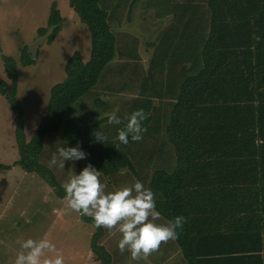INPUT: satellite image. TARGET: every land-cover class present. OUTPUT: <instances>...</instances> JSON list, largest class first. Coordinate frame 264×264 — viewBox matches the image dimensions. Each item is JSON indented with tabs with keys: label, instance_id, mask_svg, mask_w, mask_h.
<instances>
[{
	"label": "trees",
	"instance_id": "trees-1",
	"mask_svg": "<svg viewBox=\"0 0 264 264\" xmlns=\"http://www.w3.org/2000/svg\"><path fill=\"white\" fill-rule=\"evenodd\" d=\"M139 1L68 0L90 33V57L83 62L81 53L74 51L67 59L66 77L51 87L46 113L29 140L17 100L18 65L34 64L37 55L33 59L23 47L19 62L1 56L7 81L0 79V95L16 121L18 159L13 166L36 174L64 200L62 185L69 178L68 166L78 175L86 167L84 159L66 161L64 169L49 167L48 162L59 147L79 146L86 154L85 162L101 172L106 192L140 181L155 193L164 223L177 216L186 218L175 243L187 264H264V173H219L220 185L207 188L201 164L203 153L246 157L253 154L251 149L264 150V0H205L204 6H198L197 0H163L155 19H171L147 43L154 51L145 63L140 39L119 29L124 9H128V19ZM63 21L53 3L47 27L37 29L38 37H46V44L51 45ZM254 34L261 37L259 43ZM112 61L119 91H136L125 102L128 110L120 118L138 109L148 114L142 140H154L155 153L146 161L129 154V145L132 150L137 143L130 137L127 146L117 148V130L123 125H105L107 117H102L81 127L67 118L70 108L92 91ZM102 102L96 100V104ZM97 131L108 140L96 141ZM10 169L0 164V171ZM218 214L228 226L224 235H211L209 228L195 226L199 217ZM80 219L95 229L90 248L96 261L115 264V245L109 247L106 242L108 230L94 227L90 217L80 215ZM195 243L197 247L238 244L241 248L236 254L202 249L195 253Z\"/></svg>",
	"mask_w": 264,
	"mask_h": 264
},
{
	"label": "rangeland",
	"instance_id": "rangeland-1",
	"mask_svg": "<svg viewBox=\"0 0 264 264\" xmlns=\"http://www.w3.org/2000/svg\"><path fill=\"white\" fill-rule=\"evenodd\" d=\"M162 1L140 0L128 19V9L125 8L122 12L119 29L140 39L139 51L144 63L151 58L154 47L149 48L142 44L152 42L158 34L159 26L155 14L163 9L158 8L161 7ZM197 2L198 6L205 5V0ZM53 3L64 21L54 42L48 45L46 37H38L37 29L47 27ZM23 47L27 48L31 57L37 55L34 64L27 67L18 65L17 100L24 114L25 137L29 140L46 113L51 87L63 82L66 77L64 64L67 59L74 51H79L83 62L89 60L90 33L79 22L68 0H0V79L7 81L1 56H10L19 62L20 50ZM114 61L107 66L108 70L102 73L92 91L70 108L67 118L84 127L106 117L104 113L115 108L119 109V117L126 115L128 109L125 102L131 99L136 91H119ZM107 90L114 93H107ZM97 99L104 102L96 104ZM15 122L10 105L5 97L0 95V164L11 166L8 171H0V264H14L16 255L21 250L20 242L42 238H47L56 245L58 252L64 256L65 264H96L90 248L95 229L81 221L80 214H66V201L58 199L36 174L13 166L18 159ZM153 142L154 140H142L137 142L132 150L129 145L128 152L130 155L144 157L143 161H146L149 155L155 153ZM85 161L86 158L82 165L87 166ZM120 238V234L116 232L109 234V240L106 242L115 245V264H129L130 253L126 251L127 255H124L118 249ZM170 256V253L158 251L149 257V261L150 264H156L161 258ZM132 264L137 262L133 261ZM139 264L145 262L140 261Z\"/></svg>",
	"mask_w": 264,
	"mask_h": 264
},
{
	"label": "clouds",
	"instance_id": "clouds-1",
	"mask_svg": "<svg viewBox=\"0 0 264 264\" xmlns=\"http://www.w3.org/2000/svg\"><path fill=\"white\" fill-rule=\"evenodd\" d=\"M259 43L261 37L253 35ZM115 108L104 113L108 125H123L117 130L116 139L120 145L127 146L129 137L132 142H139L147 131L142 126L148 117L143 109L133 111L121 119ZM98 142L104 143L108 137L101 131L94 133ZM86 154L77 147H59L52 154L49 167L64 169L66 161H79ZM71 170V169H70ZM101 172L88 164L77 175L74 170L69 172V178L63 183L66 201L65 213L75 212L90 217L96 228H104L110 234L118 232L121 238L118 249L121 254L130 253L129 264L133 261L139 264L144 261L150 264L149 257L160 250L162 244L175 241L179 237L178 229L182 230L187 222L183 216H177L166 223L161 220V213L156 209L155 193L145 188L143 183L136 181L133 185H125L119 189L106 192L105 184L100 180ZM14 264H65L64 256L58 252L56 245L47 238L39 240L27 239L20 242Z\"/></svg>",
	"mask_w": 264,
	"mask_h": 264
},
{
	"label": "crops",
	"instance_id": "crops-1",
	"mask_svg": "<svg viewBox=\"0 0 264 264\" xmlns=\"http://www.w3.org/2000/svg\"><path fill=\"white\" fill-rule=\"evenodd\" d=\"M159 13V12H158ZM171 19L170 16L163 17L162 19L157 18V26L158 33L166 26V24ZM158 35V34H157ZM143 46H147V42L142 44ZM240 122H243L242 119H240ZM257 143V141H255ZM251 153H253L250 156H242L241 153H203L201 164H203V171H204V184L207 188H216V184L220 185L221 179L219 173H225V172H232V173H264V150L259 151L257 150L254 152L253 149L250 150ZM261 160V161H260ZM241 161L245 162V165L239 164ZM249 161L250 163H247ZM239 164V165H238ZM225 169H228L225 171ZM219 177V178H218ZM216 209V204H214ZM162 222V223H161ZM157 223L163 224L164 221H157ZM204 228H209L211 230V235L216 236H222L225 233H227V227L226 222L222 221V215H219L212 218L210 216H203L202 218L199 217V221H195V226ZM199 230L195 231L197 235H199ZM205 232L204 235H208ZM263 236V249H264V234ZM205 237V236H202ZM112 245V242L109 244V247ZM161 247H163L161 249ZM160 247V253L168 254L170 253V257L161 258L159 261L156 262V264H167L173 262L174 264H187L184 260L181 251L178 249L175 241H169L166 244H162ZM239 248V249H237ZM240 245H226V244H218L215 246H210L209 244L198 246L196 243L193 245L192 251L197 253L199 250L202 249V252H209L210 250L216 251L219 255H226L227 253L230 254H236L240 252ZM166 249L167 251L163 252L162 250ZM235 251H231V250ZM264 251V250H263ZM157 253V252H156ZM124 255H127V253H124ZM236 257V256H235ZM94 263L100 264L98 261L93 260ZM210 264H228L226 262H215ZM233 264V263H229Z\"/></svg>",
	"mask_w": 264,
	"mask_h": 264
},
{
	"label": "water",
	"instance_id": "water-1",
	"mask_svg": "<svg viewBox=\"0 0 264 264\" xmlns=\"http://www.w3.org/2000/svg\"><path fill=\"white\" fill-rule=\"evenodd\" d=\"M33 59H35V57H33ZM90 164L89 162H87V165Z\"/></svg>",
	"mask_w": 264,
	"mask_h": 264
}]
</instances>
